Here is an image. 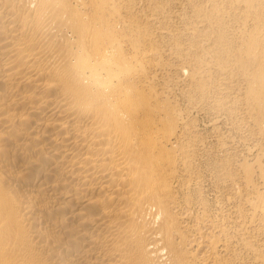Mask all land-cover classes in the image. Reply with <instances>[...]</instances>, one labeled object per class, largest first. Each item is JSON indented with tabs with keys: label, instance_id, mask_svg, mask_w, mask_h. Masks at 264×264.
Instances as JSON below:
<instances>
[{
	"label": "bare ground",
	"instance_id": "obj_1",
	"mask_svg": "<svg viewBox=\"0 0 264 264\" xmlns=\"http://www.w3.org/2000/svg\"><path fill=\"white\" fill-rule=\"evenodd\" d=\"M0 264H264V0H0Z\"/></svg>",
	"mask_w": 264,
	"mask_h": 264
}]
</instances>
